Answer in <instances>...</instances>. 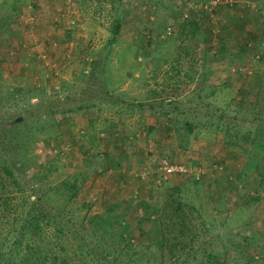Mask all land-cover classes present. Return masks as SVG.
I'll return each mask as SVG.
<instances>
[{
  "label": "rangeland",
  "instance_id": "obj_1",
  "mask_svg": "<svg viewBox=\"0 0 264 264\" xmlns=\"http://www.w3.org/2000/svg\"><path fill=\"white\" fill-rule=\"evenodd\" d=\"M258 170L264 0H0V264L15 241L39 264L264 257ZM170 198L206 224L191 262H160ZM48 209L64 220L32 232Z\"/></svg>",
  "mask_w": 264,
  "mask_h": 264
},
{
  "label": "trees",
  "instance_id": "obj_2",
  "mask_svg": "<svg viewBox=\"0 0 264 264\" xmlns=\"http://www.w3.org/2000/svg\"><path fill=\"white\" fill-rule=\"evenodd\" d=\"M119 28V23H115L112 29V38L110 42H112V40L116 38L117 34L119 33ZM184 126L186 135L192 134L195 128L198 127L196 123L189 120L185 121ZM219 127L223 126L220 125ZM224 128H226V131L230 130L227 124L224 125ZM178 145L180 147H186L182 142H180V144L178 143ZM256 176H258V189H256L252 193V195H250V199L258 201L262 196V192L264 191V173L258 170ZM72 192L73 193L70 196H73L75 194L74 191ZM228 209L231 210V208ZM230 210L227 211L229 212ZM156 212V222L159 225L162 238L159 248V255L161 257L160 262L171 259V257H174L175 260H178L177 254H180L184 251L186 252V263L189 261L191 262L192 259H195L196 253L200 250L199 244L197 243L199 242L197 241V238H202V236L206 234V224L202 220V218H200L201 216L199 212H197L196 207L190 204H185L180 199L170 198L166 199L164 201V204L159 209H157ZM31 220H33V222L29 223L28 227L32 230V232L38 230L40 234L39 229L41 230L42 226L48 227L51 224L52 220H54V223L64 220V213L62 211H58L57 213H55L54 211L49 209L42 210L40 211L38 216L33 215L31 217ZM67 220L70 221L71 219ZM95 225L96 227H99L100 222H97ZM61 228L62 227L58 228V231L62 233ZM223 233V231H219L215 234L214 237L221 238ZM230 234L233 235V233L231 232ZM11 246H14L13 250L19 247L20 250L18 248V251L20 254L17 252L18 259L11 260V257H8L7 264H35V262L36 264H39V262L37 261L40 258V256L37 254L40 251L39 244L36 246V244L30 245L28 243H21V241H15L13 244H11ZM221 246H223V244H221ZM234 249L238 252L240 251L239 248ZM10 253L11 250L9 254ZM227 253L228 252L226 248H224L222 255H214V257H217V259H214L212 264H230ZM207 255L211 256V253H207ZM0 256L3 255L0 254ZM205 263L206 261L200 262V264ZM243 264H264V257H258L254 254H247Z\"/></svg>",
  "mask_w": 264,
  "mask_h": 264
},
{
  "label": "built area",
  "instance_id": "obj_3",
  "mask_svg": "<svg viewBox=\"0 0 264 264\" xmlns=\"http://www.w3.org/2000/svg\"><path fill=\"white\" fill-rule=\"evenodd\" d=\"M164 169L167 170V172H184V169L181 166L177 165H164Z\"/></svg>",
  "mask_w": 264,
  "mask_h": 264
}]
</instances>
